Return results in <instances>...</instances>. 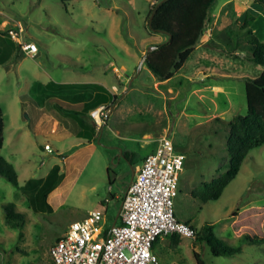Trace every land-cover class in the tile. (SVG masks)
Masks as SVG:
<instances>
[{
    "label": "rangeland",
    "instance_id": "obj_1",
    "mask_svg": "<svg viewBox=\"0 0 264 264\" xmlns=\"http://www.w3.org/2000/svg\"><path fill=\"white\" fill-rule=\"evenodd\" d=\"M157 1L0 0V39L5 40V27L8 33L15 24L13 30L24 42L32 41L40 48L38 57L18 59L20 51L11 41L7 47L12 58L0 62L5 123L1 153L14 164L21 187L29 180L44 179L55 165L64 174L48 195L46 210L35 208L29 191L0 177V264H54L50 247L70 224L91 211L102 210L106 224L112 226L122 201L115 196H124L141 169L142 159L154 144L148 142L167 132L187 157L175 198L176 216L197 234L206 225H214L221 240L242 252L216 257L206 241L185 236L165 252L162 264H198L196 254L204 264H264V244L237 238L233 217L237 211L246 215L264 208V146L248 152L240 172L219 199L202 202L192 195L228 170V122L247 113L246 81L263 71L250 60L249 50L240 48V57H235L215 37L230 25H242L239 19L245 12H236L234 3L222 9L230 0H217L212 8L217 23L209 25L203 44L179 73L160 81L158 87L159 80L147 64L141 66L150 47L147 44L166 40L149 26L148 16ZM252 14L255 33L264 42V5L259 4ZM235 15L241 16L235 19ZM207 65L206 70L216 75L201 81L205 75L200 68ZM118 73L125 88L100 139L89 145L75 133L52 132L56 128L50 119L58 116L54 104L66 109L75 106L55 98L56 92L46 88L48 83L96 82L112 89L119 86ZM147 134L151 137L145 138ZM126 153H133L134 158L128 160ZM9 204L24 218L22 228L7 224L5 207Z\"/></svg>",
    "mask_w": 264,
    "mask_h": 264
},
{
    "label": "trees",
    "instance_id": "obj_2",
    "mask_svg": "<svg viewBox=\"0 0 264 264\" xmlns=\"http://www.w3.org/2000/svg\"><path fill=\"white\" fill-rule=\"evenodd\" d=\"M70 1L73 0H62L65 4ZM253 1L264 5V0ZM216 2L217 0H158L153 4L148 16L150 29L152 32L164 35L166 40L154 42L157 43L156 45L153 42L147 44L156 48L147 52L145 64L159 81L169 80L179 73L194 51L203 44V37L209 25L215 21L212 8ZM254 21L255 16L247 12L244 22L239 27L230 25L224 31L215 33V37L218 36L219 40L221 39L228 47L230 55L238 57L239 49L244 47L252 53V58L249 59L257 66L263 67V71L259 76L248 78L246 81L247 113L237 114L228 122L229 135L226 143V150L230 157L228 170L217 179L204 183L202 187L192 192V195L202 202L219 199L240 172L248 152L264 146V42L254 31ZM150 40L158 41V37H151ZM0 62L4 61L0 60ZM100 104H96L95 107ZM73 114L82 127L80 137L85 138L88 143L100 139L107 124L98 131L89 114ZM3 116L0 106V177L5 178L17 188L29 191L31 193L29 200L35 208L46 210L49 207L48 195L63 181L64 174H61L60 166L55 165L44 179L38 182L29 180L25 186L21 187L19 174L14 164L1 153L5 143ZM155 147L154 143L149 154L155 151ZM124 156L128 160L134 158L133 153H126ZM14 208V204L5 207L7 224L12 228H22L24 218L17 214ZM251 212L254 213L243 215L244 213L237 211L233 214L236 218L235 235L241 241L250 244H264V208L253 209ZM197 236L199 241L207 242L212 254L216 257H232L242 252L240 247H232L221 240L215 234L212 224L206 225ZM174 237L178 242L184 236L177 234ZM196 257L198 264H204L198 254Z\"/></svg>",
    "mask_w": 264,
    "mask_h": 264
},
{
    "label": "built area",
    "instance_id": "obj_3",
    "mask_svg": "<svg viewBox=\"0 0 264 264\" xmlns=\"http://www.w3.org/2000/svg\"><path fill=\"white\" fill-rule=\"evenodd\" d=\"M13 35L26 55L39 52L36 43L21 41L15 31ZM111 114V104L90 111L98 131L108 123ZM155 142V151L145 157L122 197L120 222L106 230L104 212L94 210L70 224L50 247L54 264H161L154 251L159 238L178 234L196 239L197 232L180 220L175 210L180 174L187 157L168 135ZM45 149L52 151L49 144Z\"/></svg>",
    "mask_w": 264,
    "mask_h": 264
},
{
    "label": "crops",
    "instance_id": "obj_4",
    "mask_svg": "<svg viewBox=\"0 0 264 264\" xmlns=\"http://www.w3.org/2000/svg\"><path fill=\"white\" fill-rule=\"evenodd\" d=\"M230 3L235 4L234 8H235L236 12L241 13V14L243 12H245V14H242V15H245V17H246L247 12L252 13L254 8H259V3H255L253 0H230L225 5H223L222 9L225 6L229 5ZM240 16L241 15H237V16L235 15V19H238V17L240 18ZM245 17L243 18V16H242L239 19L241 24L244 22ZM217 19H218V17H217ZM3 23H5V21ZM213 23L216 24L217 20H215ZM14 25L15 24L10 26L9 32H8L9 35L7 33L8 28L5 27L6 32H3L5 35V40L0 39V60L4 61L3 64L8 63V61L12 58V56L9 52L10 50L7 47V46L11 45V43H12L11 41L15 42V44L18 46V51H20L18 59L22 58L23 56L24 57L29 56V55H26L24 53V51H22V49L20 47V42L17 41L13 35V33L15 31V30H13ZM21 41H23L22 38H21ZM39 55H40V48H39V52L35 56H31V57L36 58ZM206 57H207V55H206ZM208 57H210V55H208ZM143 64H145V62ZM209 68H210V65H207V66H204L203 68H200L205 75V77L201 78V81H203L205 78L210 79L211 76L215 77V76H213V75H216L214 70H210V71L206 70ZM208 72H210V73H208ZM117 76L119 78V86H117L115 84V85H113L112 89H109L108 87H106L102 84L96 83V82H90V83L81 82V83H71V84H61V85L59 84L56 86L52 82L48 83L46 88L53 89L56 92V94L54 96L55 98H58L60 100H66L75 106L73 109L72 108L66 109V108L61 107V106H60L61 108H59V105L54 104V107L58 111L56 114L58 116L57 117L53 116L50 119L51 123H53L55 128H56V130H54L52 132H57V133L58 132H66L67 135L75 133V135L77 136V138L79 140H82L84 142H88L85 138L80 137V132L82 131V127H81L79 121L77 120V118H75L73 113H79L81 115L82 114H84V115L89 114L90 115L91 110H93V109H95L101 105H104V104H111L112 105V113H113L115 111V108H116V102L118 100L119 93L125 88V87L122 88V86H121L122 82H123L122 74L119 75V73H118ZM159 83H161V82L157 81L156 86L159 87ZM205 87L207 89H210V86H205ZM58 91L61 94H59ZM116 97H117V100H116ZM98 103H101V104L95 107V105ZM92 107H94V108H92ZM90 108H92V109H90ZM89 109H90V111H89ZM170 134H171V132H167L166 135L169 136ZM150 137H151V134L145 135V138H150ZM156 139H158V138H156ZM156 139L148 142V144L149 145L153 144V143L156 144V142H155ZM89 145H92V142ZM137 173H135V176ZM135 176H134V178H135ZM53 192H51V193H53ZM115 198H117V199L121 198V200H122L121 196H115ZM120 209H121V206H120ZM120 209H119L117 216H116V219L114 220L112 225L120 222L119 221L120 220L119 219ZM104 215H105V213H104ZM180 220H182V219H180ZM110 227L108 226V224H106V215H105V229L108 230ZM183 239H184V237H182L180 239V241L177 242L175 240L174 235L159 238L154 245V251L159 256L160 262L162 261L164 255H165V252L168 251V249L175 246L176 244L178 245ZM161 264H162V262H161Z\"/></svg>",
    "mask_w": 264,
    "mask_h": 264
},
{
    "label": "water",
    "instance_id": "obj_5",
    "mask_svg": "<svg viewBox=\"0 0 264 264\" xmlns=\"http://www.w3.org/2000/svg\"><path fill=\"white\" fill-rule=\"evenodd\" d=\"M153 15L151 16V19H152ZM156 48V46H150L148 51H153L154 49ZM146 60V57L143 59V61L141 62V66L143 65V63L145 62ZM142 68V67H141ZM116 224V223H115Z\"/></svg>",
    "mask_w": 264,
    "mask_h": 264
}]
</instances>
